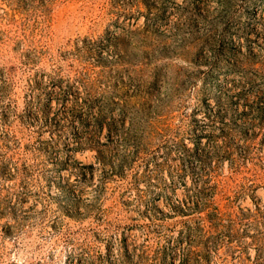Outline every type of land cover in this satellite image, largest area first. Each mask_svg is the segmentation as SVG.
Listing matches in <instances>:
<instances>
[{
    "label": "rangeland",
    "instance_id": "obj_1",
    "mask_svg": "<svg viewBox=\"0 0 264 264\" xmlns=\"http://www.w3.org/2000/svg\"><path fill=\"white\" fill-rule=\"evenodd\" d=\"M0 264H264V0H0Z\"/></svg>",
    "mask_w": 264,
    "mask_h": 264
}]
</instances>
